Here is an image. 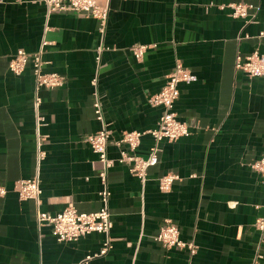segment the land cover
Segmentation results:
<instances>
[{
    "label": "crops",
    "instance_id": "crops-1",
    "mask_svg": "<svg viewBox=\"0 0 264 264\" xmlns=\"http://www.w3.org/2000/svg\"><path fill=\"white\" fill-rule=\"evenodd\" d=\"M107 7L104 33L95 18L46 14L42 0H0V264H76L102 247L104 236L58 242L50 226L36 223L33 201H21L19 180L35 168L34 80L28 66L9 71L17 50H38L44 37L46 73L64 77L62 87L41 89L45 158L40 164V207L55 215L69 205L80 212L101 206V164L85 137L101 125L93 112V86L111 132L107 172L111 248L88 264H251L264 256L254 228L264 211V178L251 164L264 157V77L234 69L235 57L264 53V0H97ZM246 4V18L230 4ZM218 6H225L219 9ZM148 46L140 60L132 52ZM102 46L100 64L95 57ZM177 62L194 80L179 85L177 119L190 131L160 142L159 162L142 185L116 160L123 132L154 128L162 109L149 98L164 86ZM154 142L143 136L135 154L146 158ZM174 174L170 189L158 179ZM166 220L192 242L195 253L165 249L153 240ZM264 264V260L262 261Z\"/></svg>",
    "mask_w": 264,
    "mask_h": 264
},
{
    "label": "built area",
    "instance_id": "built-area-1",
    "mask_svg": "<svg viewBox=\"0 0 264 264\" xmlns=\"http://www.w3.org/2000/svg\"><path fill=\"white\" fill-rule=\"evenodd\" d=\"M46 8L47 16L53 13H73L81 14L87 17L95 18L99 21V32L104 33L105 24L108 16L107 7L99 6L97 0H42ZM224 9L225 6H218ZM231 16L234 18H246L248 6L246 4H230ZM259 38H264V31L258 34ZM50 45L44 37L39 48L34 53H28L22 49L9 60V71L18 76L30 66L34 80L33 90V109H34V147H35V168L32 178L19 180L15 184V191L21 201H33L36 206L37 226L46 224L51 227L54 236L58 242H76L86 235L96 233L104 236L102 247L96 253L89 254L82 258L76 264H88L91 260L104 256L111 248L110 230L112 228L111 216L108 208L110 192L106 185L108 170L113 166L114 161L108 158L107 146L110 138V131L106 127L102 108L99 100L98 77L95 75L91 80L93 86V112L95 119L100 123V129L85 137V142L97 155L101 164V170L98 174L102 188L99 192L100 208L94 212H80L74 206L69 205L61 212L50 215L39 210L40 207V178L39 170L42 160L45 158V152L42 150L44 137L40 133L45 119L40 112L41 98L39 91L41 89L53 90L64 85V77L57 73L44 72L45 62L43 56L45 48ZM148 46L136 45L132 52L137 60H140ZM102 46L97 49L95 61L97 67L100 64ZM234 69L242 72L250 78L264 77V53L254 52L247 56L238 54L235 57ZM194 76L184 66L177 62L173 72H171L165 81L163 88L149 98L152 106L160 107L162 113L157 125L147 131H127L123 132L120 138L115 142L118 148L119 156L117 162L128 167L129 173L137 178L143 185L147 179L150 168L155 167L159 162L160 142H175L182 137L190 134L188 126L177 119L174 105L179 97V85L181 83H190ZM150 136L154 142L153 147L146 158L135 154L140 145L143 136ZM251 169L264 178V157L251 164ZM177 179L174 174H165L158 179L159 190L164 192L170 189L173 182ZM5 194V190L0 188V196ZM264 211V207H263ZM254 228L260 234V243L264 240V214L256 220ZM179 228L170 220H166L159 231L153 237V240L165 249L177 248L186 250L190 255L195 253L196 247L192 242H183L180 240ZM264 256L257 252L251 260V264H262Z\"/></svg>",
    "mask_w": 264,
    "mask_h": 264
}]
</instances>
